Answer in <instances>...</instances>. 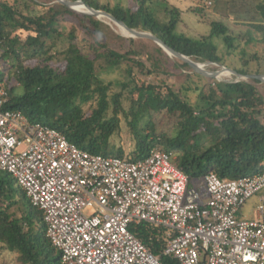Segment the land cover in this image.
I'll use <instances>...</instances> for the list:
<instances>
[{
	"label": "trees",
	"instance_id": "trees-1",
	"mask_svg": "<svg viewBox=\"0 0 264 264\" xmlns=\"http://www.w3.org/2000/svg\"><path fill=\"white\" fill-rule=\"evenodd\" d=\"M83 1L131 28L155 34L200 63H225L215 37L229 49L245 37L248 42L258 40L255 33L264 41V0H254L260 20L253 19V30L237 36L225 22L213 20L211 32L200 37L180 31L182 12L168 0ZM67 17L84 28V42L78 41L76 27L65 23ZM119 37L97 17L58 1L0 0V84L10 94L7 107L21 110L32 122L61 130L93 153L140 159L154 147L172 151L189 177V187L212 172L222 179L264 172V94L259 88L263 81L234 74V80L213 78L194 85V76L200 81L206 77L187 62L146 38L126 37L128 48L114 49L110 40ZM99 60L109 70L119 71L121 78L101 79ZM233 69L242 75L264 73V69ZM140 71L177 76L180 81L182 77V85L176 90L155 78L140 79ZM113 86L120 89L112 92ZM160 113L175 117L173 134L157 131L154 116ZM121 115L134 135L130 154L110 141L120 128ZM130 229L161 255L164 264H179L163 255L164 228L140 222ZM0 243L17 253L20 264H62L60 251L47 237L42 212L7 171H0Z\"/></svg>",
	"mask_w": 264,
	"mask_h": 264
},
{
	"label": "built area",
	"instance_id": "built-area-1",
	"mask_svg": "<svg viewBox=\"0 0 264 264\" xmlns=\"http://www.w3.org/2000/svg\"><path fill=\"white\" fill-rule=\"evenodd\" d=\"M9 102L0 84V171L42 212L62 264H164L130 229L140 222L165 229L163 255L179 264H264V200L254 216L241 213L264 188V172H212L202 192L188 186L172 151L154 147L140 159L93 153Z\"/></svg>",
	"mask_w": 264,
	"mask_h": 264
},
{
	"label": "rangeland",
	"instance_id": "rangeland-1",
	"mask_svg": "<svg viewBox=\"0 0 264 264\" xmlns=\"http://www.w3.org/2000/svg\"><path fill=\"white\" fill-rule=\"evenodd\" d=\"M57 0H54V2ZM103 2L109 1V3L114 4L115 0H101ZM171 4L179 7L182 12V20L179 23L180 31H183L191 36L200 37L202 35H207L211 32V22L213 20H220L225 22L234 35L239 36V34L246 33L249 29L253 30L252 23L253 19L260 20V15L257 13V10L254 5V0H168ZM211 1V2H210ZM194 8H198L197 12ZM78 12V11H77ZM82 13V12H79ZM86 14V13H84ZM90 15V14H89ZM94 16V15H93ZM101 21L104 22V26L112 27L114 32L120 34L119 38H114L111 41V47L114 49H122L128 48L129 42L125 39L127 36L124 31L116 25L108 17H99L95 16ZM65 23L71 28L75 26L77 29V33L79 35L78 41L84 42L85 38L84 28L79 26L77 22L72 17H67L65 19ZM106 24V25H105ZM106 32L107 28L104 29ZM255 31V30H254ZM256 32V31H255ZM258 40L248 42L247 37L240 39V42H237V47L229 49L226 45L225 41L220 37H215L214 41L219 46L220 54L224 57L225 63H209L203 62V67L209 72H213L219 70L223 71V66L234 68V67H245L248 68L249 71H257L258 69H264V41L261 40L262 37L255 33ZM246 36V35H245ZM133 37V36H130ZM136 38V37H134ZM151 40L153 43L154 40L150 38H146ZM155 42V41H154ZM156 43V42H155ZM158 44V43H157ZM159 45V44H158ZM174 57V56H172ZM146 59V58H145ZM147 60V59H146ZM101 62V64H100ZM146 62V66L150 68V64L148 61ZM97 67L99 71V75L101 79H117L121 78V74L117 70H109L107 68V64L104 60H99L97 62ZM190 73H193V71ZM195 71V70H194ZM187 72V71H185ZM228 74L220 75L219 80H234L235 76L232 72L228 71ZM140 79H147V81H151L155 78L159 82V84H168L176 88L178 90L180 88L181 81L177 78V76H167L165 74H160L159 76H155V74H145L140 71ZM206 78L203 81H200V78L194 76L192 81L194 85L199 83H204L206 80L213 79L214 77L209 75H204ZM238 79L247 78L246 76L236 75ZM164 84V86H165ZM259 88L264 94V85L259 84ZM120 88L113 86L111 91L116 92ZM126 94V92H125ZM125 104L127 106L130 105L129 101H126ZM88 107V106H87ZM154 122L156 129L159 133L164 132L167 134H173L175 131V117L160 113L154 116ZM110 141L115 144L117 147L121 146L126 154H130L135 148V140L134 135L127 124V120L121 115L120 128L112 135ZM202 192L205 190V183L202 182V185L199 187ZM260 199L264 200V188L257 193V195L253 196L251 199L247 201V203L242 208V214L244 216L250 217L255 215V210L257 204L260 202ZM17 253L12 252L8 249H4L3 245L0 243V264H20L17 259Z\"/></svg>",
	"mask_w": 264,
	"mask_h": 264
},
{
	"label": "water",
	"instance_id": "water-1",
	"mask_svg": "<svg viewBox=\"0 0 264 264\" xmlns=\"http://www.w3.org/2000/svg\"><path fill=\"white\" fill-rule=\"evenodd\" d=\"M57 1L78 12H82V13H86V14H90L94 16L102 15V16L108 17L114 22H117L118 24L126 28L132 34L133 37L150 38L154 40L156 43L159 44V46H161L168 53V55L178 57L181 60L187 62L196 72L203 74V75H209L214 78H219V74H220L219 70H216L213 72L207 71L206 69H204L202 63L196 62L192 60L191 58H189L188 56L176 51L174 48L170 47L166 42H164L161 38H159L155 34L151 32H147V31H139L137 29L131 28L124 21L118 19L117 17H115L113 14H111L110 12L106 10L96 9L93 6H91L89 3H86L83 0H57ZM79 4L85 5L90 10V12H83V11L77 10L75 6ZM223 70H228L232 72V74H235V75H242V74H239L235 69H232L226 66H223ZM242 76H246L247 78L259 79L264 82V73H252V74H247V75H242Z\"/></svg>",
	"mask_w": 264,
	"mask_h": 264
},
{
	"label": "bare ground",
	"instance_id": "bare-ground-1",
	"mask_svg": "<svg viewBox=\"0 0 264 264\" xmlns=\"http://www.w3.org/2000/svg\"><path fill=\"white\" fill-rule=\"evenodd\" d=\"M75 8L77 10H80V11H83V12H90V10L83 4H79V5H76ZM99 17H104L102 15H100ZM113 21V20H112ZM114 22V21H113ZM117 26H119L123 31L124 33L127 35V36H132V34L126 29L124 28L123 26H121L120 24H118L117 22H115ZM221 74L220 75H224V74H228V70H223L220 72Z\"/></svg>",
	"mask_w": 264,
	"mask_h": 264
},
{
	"label": "crops",
	"instance_id": "crops-1",
	"mask_svg": "<svg viewBox=\"0 0 264 264\" xmlns=\"http://www.w3.org/2000/svg\"><path fill=\"white\" fill-rule=\"evenodd\" d=\"M202 182H203V180H196L195 181V186H197L198 188L202 185ZM200 189V188H199ZM201 190V189H200ZM205 191V190H204Z\"/></svg>",
	"mask_w": 264,
	"mask_h": 264
}]
</instances>
